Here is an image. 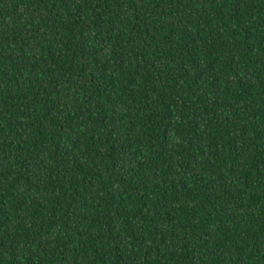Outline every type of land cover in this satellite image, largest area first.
I'll use <instances>...</instances> for the list:
<instances>
[{
    "label": "trees",
    "instance_id": "1",
    "mask_svg": "<svg viewBox=\"0 0 264 264\" xmlns=\"http://www.w3.org/2000/svg\"><path fill=\"white\" fill-rule=\"evenodd\" d=\"M0 264H264V0H0Z\"/></svg>",
    "mask_w": 264,
    "mask_h": 264
}]
</instances>
